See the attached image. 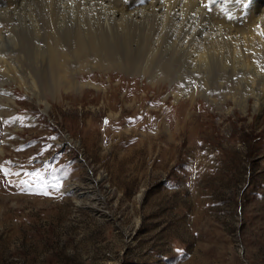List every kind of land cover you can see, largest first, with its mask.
I'll use <instances>...</instances> for the list:
<instances>
[{
  "label": "rangeland",
  "instance_id": "1",
  "mask_svg": "<svg viewBox=\"0 0 264 264\" xmlns=\"http://www.w3.org/2000/svg\"><path fill=\"white\" fill-rule=\"evenodd\" d=\"M5 95L0 264H264V103L167 82Z\"/></svg>",
  "mask_w": 264,
  "mask_h": 264
},
{
  "label": "bare ground",
  "instance_id": "2",
  "mask_svg": "<svg viewBox=\"0 0 264 264\" xmlns=\"http://www.w3.org/2000/svg\"><path fill=\"white\" fill-rule=\"evenodd\" d=\"M163 82L260 109L264 0H0V102L10 84L37 95Z\"/></svg>",
  "mask_w": 264,
  "mask_h": 264
},
{
  "label": "snow or ice",
  "instance_id": "3",
  "mask_svg": "<svg viewBox=\"0 0 264 264\" xmlns=\"http://www.w3.org/2000/svg\"><path fill=\"white\" fill-rule=\"evenodd\" d=\"M216 2V0H211V3H215ZM237 2H239V0H237ZM14 119H19L18 117L17 118H14ZM51 139H55L54 137L53 138H51ZM6 163H11V161H8V162H6ZM0 172H3V174L5 175V176H7V175H17V176H19L20 175V173H11L8 169H5V168H3V166L2 165H0ZM28 175H36V173L35 172H33V173H28ZM26 189L27 188H29V181H27V180H21V182H20ZM58 185H51V184H45L44 186H43V188L41 189V192H42V194H44V195H48L49 194V192H48V189L49 188H53V189H57L58 190ZM32 188L34 189L35 188V185L33 184L32 185Z\"/></svg>",
  "mask_w": 264,
  "mask_h": 264
}]
</instances>
